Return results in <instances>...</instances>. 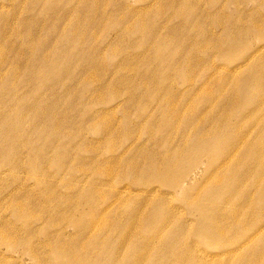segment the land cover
I'll return each mask as SVG.
<instances>
[{"label":"rangeland","instance_id":"rangeland-1","mask_svg":"<svg viewBox=\"0 0 264 264\" xmlns=\"http://www.w3.org/2000/svg\"><path fill=\"white\" fill-rule=\"evenodd\" d=\"M0 67V264H264V0H0Z\"/></svg>","mask_w":264,"mask_h":264},{"label":"bare ground","instance_id":"bare-ground-1","mask_svg":"<svg viewBox=\"0 0 264 264\" xmlns=\"http://www.w3.org/2000/svg\"><path fill=\"white\" fill-rule=\"evenodd\" d=\"M0 69H1V67H0ZM232 147V146H231ZM234 148V145H233V147H232V149ZM231 150V149H230ZM255 153H256V150H255ZM254 153V154H255ZM227 154H228V151H227ZM236 154V153H235ZM232 156H234V153L233 154H231ZM232 156H229V155H227L226 156V158H230V157H232ZM4 157H5V155H4ZM260 157H262L261 155H260ZM243 158V157H242ZM244 159V158H243ZM237 162H238V160H237ZM239 163H240V160H239ZM244 163V162H243ZM241 164H242V162H241ZM173 169V167H168V170H172ZM235 170V169H234ZM237 171H238V169H237ZM244 171V170H243ZM165 172L167 173V165H166V169H165ZM157 173V172H156ZM242 172H240V174H241ZM235 174V173H234ZM232 177V176H231ZM236 177V176H235ZM177 180H173V183H175ZM238 198V197H237ZM242 198V197H241ZM245 198V197H244ZM238 200H239V198H238ZM237 200V201H238ZM240 201V200H239ZM241 201H242V199H241ZM220 210H222V209H219V210H217V212L219 211L220 212ZM251 210V209H250ZM205 211V210H204ZM223 211V210H222ZM204 213V212H203ZM223 213H224V211H223ZM223 213H219V216H220V218H222V216H223ZM239 213L238 212H232V217L233 218H236V216L238 215ZM250 214H251V212H250ZM262 217V216H261ZM203 218L205 219L206 218V215H205V213H204V215H203ZM251 218V217H250ZM249 218V219H250ZM214 219H216L217 220V222H219L221 219H219V217H217V218H214ZM248 219V218H247ZM248 219V220H249ZM216 228L221 232V233H225L227 230H230L229 229V226L228 225H226L225 227L224 226H221L220 227V229L218 228V226H216ZM255 231H256V229H255ZM252 235V234H251ZM256 235L257 236H254L256 239H262V238H264V231L263 230H261V231H259V232H257L256 233ZM246 238H249L248 236H246ZM148 240V239H147ZM251 251V250H250ZM249 251V252H250ZM126 259H131L132 260V258L131 257H129V258H126Z\"/></svg>","mask_w":264,"mask_h":264}]
</instances>
